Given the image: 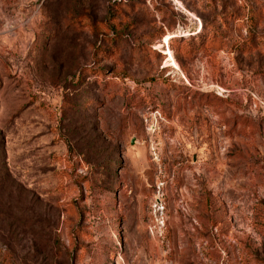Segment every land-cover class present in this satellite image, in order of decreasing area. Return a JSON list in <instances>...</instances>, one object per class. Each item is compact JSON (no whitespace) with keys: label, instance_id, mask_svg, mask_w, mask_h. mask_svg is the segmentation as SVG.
<instances>
[{"label":"rangeland","instance_id":"374dc122","mask_svg":"<svg viewBox=\"0 0 264 264\" xmlns=\"http://www.w3.org/2000/svg\"><path fill=\"white\" fill-rule=\"evenodd\" d=\"M0 264H264V0H0Z\"/></svg>","mask_w":264,"mask_h":264},{"label":"trees","instance_id":"16d2710c","mask_svg":"<svg viewBox=\"0 0 264 264\" xmlns=\"http://www.w3.org/2000/svg\"><path fill=\"white\" fill-rule=\"evenodd\" d=\"M173 38H174V37L171 38L170 42L172 41Z\"/></svg>","mask_w":264,"mask_h":264}]
</instances>
